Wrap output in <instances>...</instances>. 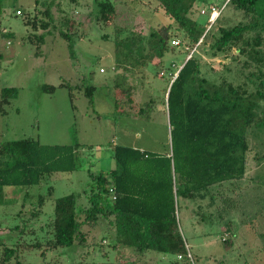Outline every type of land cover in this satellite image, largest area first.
<instances>
[{
  "label": "rangeland",
  "instance_id": "374dc122",
  "mask_svg": "<svg viewBox=\"0 0 264 264\" xmlns=\"http://www.w3.org/2000/svg\"><path fill=\"white\" fill-rule=\"evenodd\" d=\"M109 1L117 9L114 23L121 27L147 34L150 28L167 23L155 0ZM208 7L199 4V14L194 16L205 30ZM46 8L51 20L44 15ZM17 10L20 15H16ZM93 10L94 0H1L0 94L3 88H16L18 93L7 104L1 105L0 97V144L31 139L46 146H79L76 171L52 174L37 186L5 189V202L0 206V238L6 244L18 239L29 244L42 237L44 240V224L49 212L53 215L54 201L60 197L74 194L77 210L86 207L84 194L90 174H106L115 167V146L158 154L169 150L166 105L161 103L163 93L158 95L163 84L156 83L164 81L163 73L170 62L180 65L191 52L186 53V47L180 46L175 53H166L162 67L154 59L147 68H117L113 25L97 23ZM26 15L36 23L35 32L25 25ZM217 20L210 33L219 27H232L244 17L228 5ZM41 22L49 24L46 30L40 27ZM60 33L74 34L72 57ZM40 34H44L41 45L33 38ZM208 49L207 42L195 52L203 77L211 82L226 77L234 85H242L243 59L236 63L234 50L226 57L212 58ZM248 71L252 68L244 73ZM116 83L124 91L116 90ZM43 86L54 90L43 91ZM92 87L93 94L86 95ZM254 87L255 84H247L249 92ZM150 98L158 103L148 119L139 117L140 105ZM259 105L257 121L264 118V102ZM247 141L250 151L243 180L213 186L210 194L215 197L214 206L207 207L208 199L178 202V227L194 264H264V120L247 131ZM224 187L229 190L222 191ZM220 193L224 198H220ZM39 196L44 197L42 209L37 205ZM34 206L40 211L36 217L32 215ZM23 224L24 236L11 230L15 225L21 229ZM104 229V223L90 229V237L95 240L87 248L58 249L63 253L47 251L45 259L38 252L22 251V258L26 264H170L175 260L173 256L152 252L138 255L132 248L115 244L109 233L104 235ZM102 236L105 237L100 244Z\"/></svg>",
  "mask_w": 264,
  "mask_h": 264
},
{
  "label": "trees",
  "instance_id": "16d2710c",
  "mask_svg": "<svg viewBox=\"0 0 264 264\" xmlns=\"http://www.w3.org/2000/svg\"><path fill=\"white\" fill-rule=\"evenodd\" d=\"M155 1L167 23L160 28H150L147 34L114 23L117 9L109 0H94L92 14L97 23L113 25L117 68H147L154 59L156 65L162 67L166 53L173 54L180 46L186 47V53L191 52L180 65L170 62L163 73L164 81L156 83L163 84L158 95L163 93L161 103L166 105L169 150L158 154L115 146L112 151L115 167L106 174H90L88 190L84 194L88 205L77 210V196L74 194L56 199L53 215L49 212L44 224L46 230L42 229L47 237L33 244L24 239L6 244L1 237L0 264H26L22 251L38 252V256L45 259L47 251L87 248L95 240L90 237V229L103 223L106 225L104 235L109 233L115 244L132 248L138 255L152 252L173 256L175 260L170 264H194L188 257L178 227L177 205L181 199H208L207 207L214 206L215 197L210 194L213 186L243 180L245 176L246 157L250 151L247 131L254 123L264 120L257 121L259 104L264 102V0ZM225 3V7L231 5L242 13L244 21L228 28L219 27L210 33L212 24L206 15L208 28L203 29L194 17L199 14L196 7L204 4L220 9ZM44 15L51 20L48 8ZM24 23L36 31V23L28 15ZM48 25L41 22L40 27L46 30ZM73 35L60 33L67 43L70 57L74 54ZM176 37L180 40L174 46L172 41ZM33 38L41 45L44 34ZM103 39L108 37L103 36ZM207 42V51L212 58L226 57L234 50L236 63L243 59L240 65L242 85H234L226 77L214 82L203 77L195 52ZM250 68L252 71L245 74L244 71ZM249 83L255 84L252 92L247 89ZM115 87L124 91L120 84L116 83ZM42 90L49 92L54 88L43 86ZM93 92L92 87L86 95L91 96ZM17 93L16 88H3L1 105L14 99ZM155 103L158 101L150 98L140 105L137 115L148 119ZM78 148V145L46 146L31 139L0 144V206L5 202L6 188L37 186L52 174L76 171ZM227 187L221 190H229ZM219 195L224 198L222 193ZM225 198L230 199L226 195ZM43 204L44 197L39 196L38 207L42 209ZM34 207L32 215L36 217L40 211ZM24 225L21 229L15 225L11 230H17L22 237ZM73 264L92 263L79 261Z\"/></svg>",
  "mask_w": 264,
  "mask_h": 264
},
{
  "label": "built area",
  "instance_id": "2783aa9c",
  "mask_svg": "<svg viewBox=\"0 0 264 264\" xmlns=\"http://www.w3.org/2000/svg\"><path fill=\"white\" fill-rule=\"evenodd\" d=\"M225 5H226V3L220 9H218L215 6L208 7V15H209V22H210V24H213L214 23V21L216 20V18L220 15L221 10L224 9ZM16 13H17V15H20L21 14V12L19 10ZM202 13L207 14V11L206 12L205 11H202ZM178 43H179L178 40H173L172 41V44L175 45V46L178 45ZM188 257L191 259V256H190L189 253H188Z\"/></svg>",
  "mask_w": 264,
  "mask_h": 264
}]
</instances>
